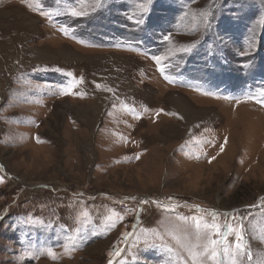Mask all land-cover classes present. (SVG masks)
<instances>
[{
  "label": "rangeland",
  "instance_id": "1",
  "mask_svg": "<svg viewBox=\"0 0 264 264\" xmlns=\"http://www.w3.org/2000/svg\"><path fill=\"white\" fill-rule=\"evenodd\" d=\"M214 1L0 0V264H181L212 212L264 264V0Z\"/></svg>",
  "mask_w": 264,
  "mask_h": 264
},
{
  "label": "snow or ice",
  "instance_id": "2",
  "mask_svg": "<svg viewBox=\"0 0 264 264\" xmlns=\"http://www.w3.org/2000/svg\"><path fill=\"white\" fill-rule=\"evenodd\" d=\"M149 3H151V0H147L146 3L138 5L139 11L141 13H146L148 11ZM103 5L104 0H77L76 5L73 7H69L67 9V12L72 17H84L103 7ZM29 7H31V5H29ZM40 15L49 16V18L51 16L50 13L44 11H40ZM201 15L203 17L205 25H208L211 12H202ZM128 19H132V17L130 16L128 17ZM135 23L142 24L144 23V21L141 19H137ZM61 30L64 31L65 34H67L66 28H62ZM163 39L165 41H170V37L167 35H165ZM195 46V43L189 44L185 47L180 48L178 51L190 52ZM174 54L175 53L171 49H169L167 56H153L152 59L156 62L159 70L163 72L166 65H164L162 62L167 60L170 56ZM241 55H244V53H241ZM165 78L168 79V77ZM71 87L72 86L70 85L66 91L71 92ZM100 87L101 85L97 84V88ZM106 91L111 92L113 90L112 88H107ZM61 94H64V90H62ZM245 99H255V97L246 96ZM257 103L264 104V99L257 100ZM129 111L134 112L135 110L129 109ZM109 114L111 115V113ZM170 114L177 115L176 113ZM226 142L227 137H225V143ZM220 151H224V145H220ZM136 158H139V153L136 155ZM213 159H215V157H211L209 162H211V160ZM0 182H3L2 177H0ZM171 199L172 197H169V200ZM141 203H146V201H141ZM155 203L159 202L155 201ZM247 207L264 208V197H260L258 205L253 204ZM84 215L86 216L87 213H85ZM225 215L229 216L232 215V213H225ZM212 216V223L203 222L201 218H194L191 224L192 231L185 232L183 240H181L179 237H176L177 242L186 252V258H181V264H251L253 260V252L245 238L246 229L243 223V221L247 218L240 217L238 222H225L224 224H219L215 222V212H212ZM116 218L121 220L123 219L122 216H118V214L115 212H113L111 216L106 218L109 227L115 226ZM96 234L97 233H93V235ZM124 235L128 236L130 235V233H125ZM153 235L158 234H150L147 230H144L142 239L145 241V243H147L152 239ZM229 236H234V241L230 242L228 240ZM69 239L75 241V237H69ZM168 251L171 252L172 249L169 248ZM47 254L50 257L55 258V253L52 252L51 249L47 250ZM115 254L117 256L120 255L119 250H117ZM108 264H112V261L109 260Z\"/></svg>",
  "mask_w": 264,
  "mask_h": 264
},
{
  "label": "built area",
  "instance_id": "3",
  "mask_svg": "<svg viewBox=\"0 0 264 264\" xmlns=\"http://www.w3.org/2000/svg\"><path fill=\"white\" fill-rule=\"evenodd\" d=\"M128 199V198H127ZM131 200V204H124L125 210L127 215H134L138 221H140V214L141 211H144V208L146 207L143 203H141V201H143L142 198H140L138 201H133L132 198H130ZM129 200V201H130ZM145 200H149V199H145Z\"/></svg>",
  "mask_w": 264,
  "mask_h": 264
},
{
  "label": "trees",
  "instance_id": "4",
  "mask_svg": "<svg viewBox=\"0 0 264 264\" xmlns=\"http://www.w3.org/2000/svg\"><path fill=\"white\" fill-rule=\"evenodd\" d=\"M218 8V0H215L214 3L212 4V6H210V12L213 13L215 12V10H217Z\"/></svg>",
  "mask_w": 264,
  "mask_h": 264
},
{
  "label": "clouds",
  "instance_id": "5",
  "mask_svg": "<svg viewBox=\"0 0 264 264\" xmlns=\"http://www.w3.org/2000/svg\"><path fill=\"white\" fill-rule=\"evenodd\" d=\"M138 223H140V222L138 221Z\"/></svg>",
  "mask_w": 264,
  "mask_h": 264
}]
</instances>
